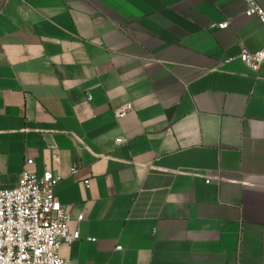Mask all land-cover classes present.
I'll return each mask as SVG.
<instances>
[{
  "label": "crops",
  "instance_id": "obj_1",
  "mask_svg": "<svg viewBox=\"0 0 264 264\" xmlns=\"http://www.w3.org/2000/svg\"><path fill=\"white\" fill-rule=\"evenodd\" d=\"M246 10L0 0V190L27 158L61 177L70 264H264V65L238 58L264 25Z\"/></svg>",
  "mask_w": 264,
  "mask_h": 264
},
{
  "label": "built area",
  "instance_id": "obj_2",
  "mask_svg": "<svg viewBox=\"0 0 264 264\" xmlns=\"http://www.w3.org/2000/svg\"><path fill=\"white\" fill-rule=\"evenodd\" d=\"M244 1L247 4L246 15L257 17L264 25V8L256 0ZM219 27L228 29L229 23ZM238 58L253 72H258L264 65V47L256 53L243 50ZM232 61L233 58L228 57L223 64ZM87 99L91 101L92 96L88 94ZM129 111L130 106L126 105L113 110V114L122 119ZM116 142L123 144L126 140L120 138ZM33 166L34 159L27 158L18 186L0 190V264H70L61 256V249L63 245L81 240L82 233L80 229H70L74 219L57 197L61 177L49 169L38 174L31 170ZM78 171L73 167L71 172L77 175ZM211 182L207 180L208 184ZM84 185L89 188L88 181ZM76 221L83 222V216ZM122 250L121 246L116 248L118 252Z\"/></svg>",
  "mask_w": 264,
  "mask_h": 264
}]
</instances>
